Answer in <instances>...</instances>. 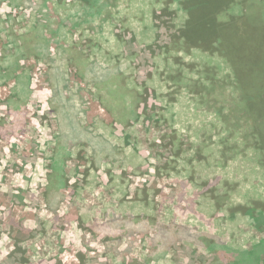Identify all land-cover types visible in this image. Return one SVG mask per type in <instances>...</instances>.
<instances>
[{
	"label": "rangeland",
	"instance_id": "1",
	"mask_svg": "<svg viewBox=\"0 0 264 264\" xmlns=\"http://www.w3.org/2000/svg\"><path fill=\"white\" fill-rule=\"evenodd\" d=\"M183 10L0 0V264H264V41L239 84Z\"/></svg>",
	"mask_w": 264,
	"mask_h": 264
},
{
	"label": "trees",
	"instance_id": "2",
	"mask_svg": "<svg viewBox=\"0 0 264 264\" xmlns=\"http://www.w3.org/2000/svg\"><path fill=\"white\" fill-rule=\"evenodd\" d=\"M183 9L188 12V17L184 23V29L181 30L183 45L187 49L192 47L201 48L210 54L217 53L219 56L231 66L233 78L239 84L241 80V69L234 67L236 64L245 62V57L252 52L259 51V46L264 41L263 26L258 27V24L249 19L248 16H234L230 19H222L218 16L220 11L218 8L223 6L221 3L212 2L211 0H187L182 3ZM206 9V10H205ZM202 10H205L202 12ZM251 20V21H250ZM257 58V56H254ZM258 59V58H257ZM245 72L250 71V68H245ZM259 82L258 80H255ZM245 106L250 108V111L262 104L258 100H254L247 93H252L249 83L242 88ZM250 99H252L250 101ZM260 203H256L259 205ZM262 212L254 216L257 208L248 209L247 213L254 216L258 226L264 228V206ZM252 212V213H251ZM253 255V254H252Z\"/></svg>",
	"mask_w": 264,
	"mask_h": 264
},
{
	"label": "crops",
	"instance_id": "3",
	"mask_svg": "<svg viewBox=\"0 0 264 264\" xmlns=\"http://www.w3.org/2000/svg\"><path fill=\"white\" fill-rule=\"evenodd\" d=\"M183 1H187V0H181V3ZM211 1L221 3L223 5L220 8H218V10L220 11V14H218V16L222 19H230L234 16H248L249 19H252L257 24H259L258 19L259 17H261V14L259 12L261 11V7L263 4V2L260 0H211ZM183 12L185 18H187L188 12L185 9L183 10Z\"/></svg>",
	"mask_w": 264,
	"mask_h": 264
}]
</instances>
